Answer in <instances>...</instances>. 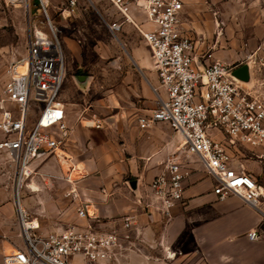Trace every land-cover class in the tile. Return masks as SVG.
Listing matches in <instances>:
<instances>
[{
	"label": "built area",
	"instance_id": "2783aa9c",
	"mask_svg": "<svg viewBox=\"0 0 264 264\" xmlns=\"http://www.w3.org/2000/svg\"><path fill=\"white\" fill-rule=\"evenodd\" d=\"M39 1L47 15L49 31L38 28L31 36L25 55L27 70L21 74L11 72L5 85L10 107L0 115L4 135L0 151L7 152L17 165L18 183L37 158L65 153L69 138L66 106L60 97L66 69L64 48L48 17L45 1ZM109 1L126 21L135 22L134 10H138L151 22V27L141 32L164 92L149 113L139 116L140 126L166 123L184 139L183 146L172 152L151 180V199L146 206L155 205L165 217H171L191 173L181 159L185 154L191 156L193 169L203 166L215 179L213 190L220 199L237 194L258 207L264 201V182L236 158L232 149L251 148V156L264 164V54L247 56L250 79L243 80L234 74L242 62L222 60L207 49L198 52V40L183 24V0ZM125 20L113 21L110 27L120 29ZM36 111L37 117L31 120ZM79 119L96 128L109 123L106 116L97 114L82 113ZM21 187L17 185L16 196L22 243L4 254L5 263L99 264L134 244L136 215L132 212L101 218L89 213L85 206H78L83 221L41 231L40 224L20 203ZM248 235L256 239L262 231L255 228Z\"/></svg>",
	"mask_w": 264,
	"mask_h": 264
},
{
	"label": "rangeland",
	"instance_id": "374dc122",
	"mask_svg": "<svg viewBox=\"0 0 264 264\" xmlns=\"http://www.w3.org/2000/svg\"><path fill=\"white\" fill-rule=\"evenodd\" d=\"M44 1L65 53L66 69L60 97L71 102L74 113L81 110L85 116H106L110 123L94 128L101 130L110 127L117 115L150 112L164 91L151 58V67L142 64L143 58L149 59L151 50L136 22L126 21L109 0H75L74 4L70 0ZM184 1L189 8L185 27L199 39V47L219 51L222 60L242 64L251 53L264 54V0ZM123 20L120 29L110 27L113 21ZM38 28L49 31L47 15L35 0H0V115L4 108L10 107L5 85L12 66L27 54L29 40ZM137 48L144 55L137 53ZM37 112H32L31 120L37 117ZM3 137L0 131V139ZM183 141L182 137L177 148L183 146ZM68 146L69 141L63 148L67 153L70 152ZM243 150L247 152L246 161L259 162L257 157L251 158L250 151ZM67 153L62 155L66 157ZM62 155L37 158L27 170L28 176L23 175L25 182L20 199L44 232L83 221L78 215L76 196L68 194L82 176L78 170L72 171L74 164L63 166ZM67 159L71 162L70 157ZM181 159L191 171L186 187L195 173H199V179L211 178L215 182L203 166L197 170L192 168L191 156L182 154ZM245 165L247 167V162ZM76 171L77 177L71 176ZM99 173L96 170L86 175ZM18 176L19 170L11 156L0 151V262H4L6 252L22 243L16 196ZM261 177L264 182V175ZM27 184L38 189L32 190ZM133 240L134 244L121 249L108 264H128L131 252L143 253L146 246Z\"/></svg>",
	"mask_w": 264,
	"mask_h": 264
},
{
	"label": "crops",
	"instance_id": "0c3cea01",
	"mask_svg": "<svg viewBox=\"0 0 264 264\" xmlns=\"http://www.w3.org/2000/svg\"><path fill=\"white\" fill-rule=\"evenodd\" d=\"M134 11L140 30L146 29L145 25L151 26L144 13ZM188 13L184 1V26L185 18L189 20ZM197 40V50L201 53L206 48L199 47ZM136 52L144 55L139 48ZM214 54L222 58L219 51ZM150 58L152 60L151 53L148 60L143 58L145 67L152 66ZM149 80H152L150 76ZM63 102L70 126V154L65 151L66 157L61 154L60 160L65 167L74 164L72 171L78 170L82 176L68 194L76 196L78 206H85L89 213L101 218L126 212L136 215L133 238L146 247L143 253L131 252L128 264H264V201L256 207L237 194L220 199L213 190V179L202 180L199 173H195L190 176L182 200L172 208L170 218L155 205L146 206L151 199L149 184L177 148L182 138L179 132L166 123L141 127L138 118L145 113L138 112L117 115L107 129L87 128L79 119L81 110L75 114L71 102ZM100 133L103 136L99 137ZM217 133L224 138L221 132ZM243 148L252 153V149L245 146L232 150L262 181L264 164L260 160L246 161L247 152ZM96 170L100 171L99 175H86ZM74 174L71 176L77 177V171ZM27 186L38 189L32 184ZM20 202L24 207L21 199ZM255 228L260 229L262 235L252 239L248 232Z\"/></svg>",
	"mask_w": 264,
	"mask_h": 264
},
{
	"label": "bare ground",
	"instance_id": "6f19581e",
	"mask_svg": "<svg viewBox=\"0 0 264 264\" xmlns=\"http://www.w3.org/2000/svg\"><path fill=\"white\" fill-rule=\"evenodd\" d=\"M26 70H27V58H26V56L23 57L22 59L16 61V63H14L12 66V72L16 73V74L25 73ZM62 160L65 161L64 158ZM27 176H28V172L26 173V177ZM24 182H25V180L22 179V181L20 183H18V186H22L24 184ZM34 222H35V220H34ZM35 223H38V222H35Z\"/></svg>",
	"mask_w": 264,
	"mask_h": 264
},
{
	"label": "water",
	"instance_id": "95a60500",
	"mask_svg": "<svg viewBox=\"0 0 264 264\" xmlns=\"http://www.w3.org/2000/svg\"><path fill=\"white\" fill-rule=\"evenodd\" d=\"M234 74L243 80L250 79V70L248 63H244L234 70ZM42 152V151H41Z\"/></svg>",
	"mask_w": 264,
	"mask_h": 264
},
{
	"label": "trees",
	"instance_id": "16d2710c",
	"mask_svg": "<svg viewBox=\"0 0 264 264\" xmlns=\"http://www.w3.org/2000/svg\"><path fill=\"white\" fill-rule=\"evenodd\" d=\"M35 4L36 5H39L40 4V1L39 0H35ZM41 5V4H40Z\"/></svg>",
	"mask_w": 264,
	"mask_h": 264
}]
</instances>
